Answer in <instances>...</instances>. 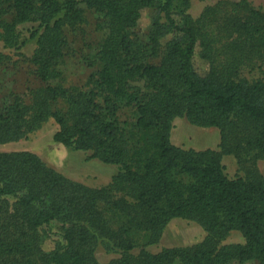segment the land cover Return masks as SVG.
Here are the masks:
<instances>
[{
  "label": "trees",
  "instance_id": "1",
  "mask_svg": "<svg viewBox=\"0 0 264 264\" xmlns=\"http://www.w3.org/2000/svg\"><path fill=\"white\" fill-rule=\"evenodd\" d=\"M87 9L101 14L106 30L96 67L82 85L51 82L73 52L65 31L81 27ZM143 9L150 23L140 32ZM26 22L36 24L27 39L35 40L30 59L43 84L0 106V143L53 119L55 143L88 151L118 172L96 188L33 152H0V264H264V175L257 168L264 159V8L221 0L193 19L176 0H0L6 45L26 43L15 32ZM196 54L206 71L195 67ZM125 108L133 120L121 119ZM176 117L216 127L219 150L173 144ZM224 153L242 173L225 172ZM174 218L194 221L204 237L145 249ZM232 232L243 242L223 244ZM52 235L53 247L44 248ZM98 248L117 256L100 263Z\"/></svg>",
  "mask_w": 264,
  "mask_h": 264
},
{
  "label": "rangeland",
  "instance_id": "2",
  "mask_svg": "<svg viewBox=\"0 0 264 264\" xmlns=\"http://www.w3.org/2000/svg\"><path fill=\"white\" fill-rule=\"evenodd\" d=\"M221 0H176L177 6L190 15L198 18L209 6ZM240 1V0H230ZM252 5L264 8V0H247ZM83 5V3H81ZM86 22L75 30L65 31L68 39L72 41L73 52L66 55L63 62L58 66L59 78L51 82L63 85H82L86 82L89 73L96 67L93 56L97 51L103 37L105 28H100L101 14L87 9L85 11ZM9 14L4 15L9 19ZM150 23V13L147 9L141 10L137 23V29L144 32ZM36 24L26 22L18 25L15 32L18 40H25V44L19 47L8 46L3 41L0 29V106L10 100V96L18 94L24 98L28 92L43 84L34 74V66L31 56L36 47L35 40L27 39L29 29ZM197 69L204 72L207 70V61L201 59L198 54L194 57ZM121 119L133 120L132 109L125 108L121 111ZM130 127V124H126ZM57 129L53 119H48L39 128L30 132L26 138L16 141L0 143V152L30 151L37 154L47 165L54 168L66 177L91 187H102L110 183L112 175L118 172V165L104 163L96 158H89L88 151L72 150L55 143L52 135ZM170 141L181 148L219 150V130L216 127H204L193 125L185 117H176L170 130ZM221 162L225 172L229 176L242 173L239 162L232 154L221 155ZM258 170L264 175V159L257 161ZM177 177H182L177 174ZM52 231L58 232L57 226H51ZM205 235L200 225L192 220L174 218L164 227L159 240L145 247L150 252H158L166 247L189 246L199 242ZM52 235L45 239L43 246L50 249L54 245ZM243 242V237L238 232L230 233L223 244ZM117 256V253L106 252L102 248L96 251V257L100 263H105ZM227 264H256L253 260H232Z\"/></svg>",
  "mask_w": 264,
  "mask_h": 264
},
{
  "label": "crops",
  "instance_id": "3",
  "mask_svg": "<svg viewBox=\"0 0 264 264\" xmlns=\"http://www.w3.org/2000/svg\"><path fill=\"white\" fill-rule=\"evenodd\" d=\"M212 128V127H211ZM171 132V131H170Z\"/></svg>",
  "mask_w": 264,
  "mask_h": 264
}]
</instances>
